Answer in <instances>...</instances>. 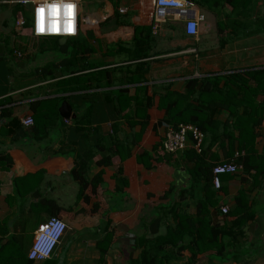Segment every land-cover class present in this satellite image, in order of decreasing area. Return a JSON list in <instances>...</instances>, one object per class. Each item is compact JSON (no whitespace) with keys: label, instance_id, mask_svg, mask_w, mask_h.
I'll list each match as a JSON object with an SVG mask.
<instances>
[{"label":"crops","instance_id":"1","mask_svg":"<svg viewBox=\"0 0 264 264\" xmlns=\"http://www.w3.org/2000/svg\"><path fill=\"white\" fill-rule=\"evenodd\" d=\"M20 1L0 0V264H30L35 233L54 217L67 232L50 260L31 264L152 261L155 235L175 225L169 207L196 217L198 201L206 200L204 183L191 177L190 151L213 167H242L222 175L220 189L213 186L214 220L232 230L225 252L209 250L194 264H264L262 124L241 149L224 132L233 123L225 112L201 153L192 137L182 153L161 152L173 127L164 123L171 94L185 96L193 80L264 69V0H190L192 17H204L195 38L176 18L154 34L155 0H77L83 23L77 38L59 42L70 44L65 49L16 26L32 10ZM17 6L24 12L15 15ZM46 67L56 79L43 81ZM74 69L81 91L64 92L57 84ZM54 100L72 107L70 120L60 110L58 118L38 117ZM28 117L32 127L22 123ZM159 217L157 235L152 223ZM183 257L175 264H188L190 254Z\"/></svg>","mask_w":264,"mask_h":264},{"label":"trees","instance_id":"2","mask_svg":"<svg viewBox=\"0 0 264 264\" xmlns=\"http://www.w3.org/2000/svg\"><path fill=\"white\" fill-rule=\"evenodd\" d=\"M22 10L24 12L22 6H17L15 15ZM68 45L70 44H60L57 39L54 47L65 49ZM42 70L44 72L43 81L57 78L56 74L51 71V67ZM77 73L76 69L70 71V74L74 76L68 81L58 82L59 88L64 92H80L81 79L76 76ZM222 83L223 86L221 87ZM91 87V83L86 84L84 89L87 90ZM187 91L185 96L170 95L171 99H175L172 100L170 108L167 109L169 113L164 123L173 127H177L181 122L193 124L204 134L205 140L206 135L213 128L215 119L223 113L229 112L233 123L222 126L224 132L228 134L232 145L238 141L241 149L248 150L251 142L249 140L250 135L255 136L254 131L264 121V100L259 101L260 97H264V69L235 73L227 77L193 80L187 84ZM191 101L195 104H191ZM53 102L55 104L46 108L42 104L43 109L39 110L38 117L43 115L46 118L50 116L58 118L60 102L59 100ZM180 102H183L181 107ZM41 106L39 107L41 108ZM45 109L49 111L46 110V112ZM236 133L237 137L235 138ZM190 155L192 156V163H195L191 177L195 183L196 179L204 183L205 186L202 190L203 194L206 195V200L198 201L196 217L191 216L185 210H180L178 205H171L169 214L173 217L175 225H170L167 228L169 231L165 235H158L156 232L163 222L162 218L159 217L154 220L152 227L155 228V233L158 235H155L154 238L156 243L155 254L150 262L143 259V264H175L184 258L183 255L186 252L190 254L188 264H194L197 262L198 256L209 250H216L221 255L225 252L224 238L229 236V233L232 234V230L229 231L225 226L215 222L211 213V209L217 206V199L213 190V168L215 166L207 164L203 156L197 155L194 151H190ZM239 163L244 164L242 157ZM238 225L239 223L235 225L234 230L239 228ZM136 264H141V260H138Z\"/></svg>","mask_w":264,"mask_h":264},{"label":"built area","instance_id":"3","mask_svg":"<svg viewBox=\"0 0 264 264\" xmlns=\"http://www.w3.org/2000/svg\"><path fill=\"white\" fill-rule=\"evenodd\" d=\"M18 3L32 6L29 18L20 17L16 22V26L20 30L28 28L34 40L48 38L74 39L79 36L83 18H81L77 0H24ZM194 10L195 4L190 0H155L151 23L153 33L156 34L167 19L176 18L185 21V33L189 37H198L200 23L204 21V17L193 18ZM121 12L125 13V10ZM17 54L19 57L22 56L19 52ZM22 123L25 127H32L34 120L32 117H28ZM262 126L264 128V121ZM189 137H192L195 149L201 153L204 134L196 126L188 124L168 128L161 152L167 155H177L184 152L188 147ZM241 171L242 167L235 162L215 166L213 168V186L220 189V177L222 175H236ZM222 213L227 215L229 208H223ZM67 229V224L58 218L54 217L48 220L35 233L28 259L32 262L50 260Z\"/></svg>","mask_w":264,"mask_h":264},{"label":"water","instance_id":"4","mask_svg":"<svg viewBox=\"0 0 264 264\" xmlns=\"http://www.w3.org/2000/svg\"><path fill=\"white\" fill-rule=\"evenodd\" d=\"M60 113L63 118L70 120L72 117V107L65 102L60 106Z\"/></svg>","mask_w":264,"mask_h":264},{"label":"rangeland","instance_id":"5","mask_svg":"<svg viewBox=\"0 0 264 264\" xmlns=\"http://www.w3.org/2000/svg\"><path fill=\"white\" fill-rule=\"evenodd\" d=\"M55 39H59V38H49V39H42V40H46L47 42H54V41H56ZM41 40V41H42ZM69 39H59V42H61V43H64V42H67ZM46 55V54H45ZM41 56L39 55V58H40Z\"/></svg>","mask_w":264,"mask_h":264}]
</instances>
